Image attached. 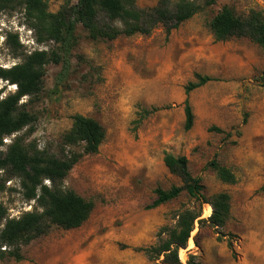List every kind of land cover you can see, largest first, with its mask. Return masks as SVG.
I'll use <instances>...</instances> for the list:
<instances>
[{
	"label": "rangeland",
	"instance_id": "rangeland-1",
	"mask_svg": "<svg viewBox=\"0 0 264 264\" xmlns=\"http://www.w3.org/2000/svg\"><path fill=\"white\" fill-rule=\"evenodd\" d=\"M135 1L139 8H152L159 0ZM63 2L51 1L49 10L57 12ZM224 6L238 15L264 13V0H217L169 33L159 26L148 36L114 41H92L77 26L67 79L57 84L61 66H46L41 94L21 101L36 117L33 131L28 135L24 129L18 136L60 155L74 115L98 121L105 130L98 153L84 156L64 181L67 189L92 201L94 209L80 228L53 226L22 248L21 261L0 264H163L162 257L149 261L139 250L155 244L160 229L173 226L180 209L197 208L186 192L148 208L156 189L181 185L163 163L166 153L187 158L206 198L230 196L225 226L195 224L187 247L179 250L181 262L197 255L203 264H264V50L246 38L215 41L209 23ZM23 21L22 11L0 16L2 68L21 61L4 45L6 32L18 34L23 53L53 46L38 45ZM197 76L212 81L186 95ZM0 90L2 97L13 93L5 81ZM187 98L194 114L188 131ZM215 157L235 175V184L223 183L206 167ZM0 188V203L10 219L33 210L35 201L24 199L17 177L0 172ZM208 206L203 205L204 219L212 213L211 208L207 215Z\"/></svg>",
	"mask_w": 264,
	"mask_h": 264
},
{
	"label": "trees",
	"instance_id": "trees-1",
	"mask_svg": "<svg viewBox=\"0 0 264 264\" xmlns=\"http://www.w3.org/2000/svg\"><path fill=\"white\" fill-rule=\"evenodd\" d=\"M51 1L58 0H0V16L22 11L23 24L31 30L35 42L38 45L53 44L48 50H35L27 54L21 51L23 46L17 33H5L4 45L12 50L15 58L21 57V61L9 68L0 67V81L16 86L14 93L4 97L0 94V148L4 146L5 137L14 135L6 151H0V172L8 177H17L24 199L34 200L35 205L32 211L10 219L8 208L0 203V261H21L24 246L46 236L53 226L63 230L80 228L94 209L92 201L67 189L64 181L84 156L98 153L105 139V130L98 121L74 115L71 128L62 136L60 155L39 149L37 144H27L26 138L18 136L24 129H28V135L33 131L36 117L21 101L27 98L30 102L41 94L46 66H61L57 84L67 79L71 69L70 54L77 44V26L81 25L92 41H114L137 34L148 36L159 26L169 33L215 5L217 0H159L152 8H139L135 0H77L76 3L63 0L57 12L49 10ZM209 28L215 41L246 38L264 50L262 11L252 10L247 15H238L231 7L224 6L211 19ZM196 78L197 82L185 88L186 95L212 81L208 76ZM184 114V129L188 131L194 124L188 98L184 102ZM163 163L171 174L180 179L181 185L167 190L156 189V198L148 208H157L176 200L183 192L197 208L180 209L175 216V224L162 227L157 242L139 251L149 261L162 257L163 264H183L179 250L187 247L195 224L202 226L207 223L214 229L225 226L230 215V196L218 193L206 198L201 178L190 173L188 160L184 156L175 157L166 153ZM206 167L214 171L223 183H236L232 171L220 165L216 157ZM261 190L264 191V185ZM204 204L212 208L207 219L202 218ZM228 247L232 250L231 243H228ZM186 264L203 262L199 256L189 255Z\"/></svg>",
	"mask_w": 264,
	"mask_h": 264
},
{
	"label": "built area",
	"instance_id": "built-area-1",
	"mask_svg": "<svg viewBox=\"0 0 264 264\" xmlns=\"http://www.w3.org/2000/svg\"><path fill=\"white\" fill-rule=\"evenodd\" d=\"M12 89H13V93L16 91V86L15 85H11ZM10 137H14V135L10 136ZM10 137H5L3 142L4 143H8L11 142ZM30 212V211H27ZM18 218V217H17ZM2 250H4L5 248H1Z\"/></svg>",
	"mask_w": 264,
	"mask_h": 264
},
{
	"label": "bare ground",
	"instance_id": "bare-ground-1",
	"mask_svg": "<svg viewBox=\"0 0 264 264\" xmlns=\"http://www.w3.org/2000/svg\"><path fill=\"white\" fill-rule=\"evenodd\" d=\"M211 213V207L208 206V209H207V215H209ZM193 244V243H192ZM191 246V245H190Z\"/></svg>",
	"mask_w": 264,
	"mask_h": 264
}]
</instances>
